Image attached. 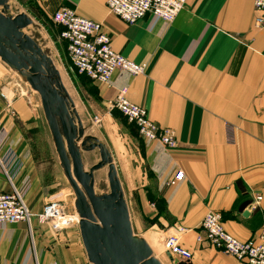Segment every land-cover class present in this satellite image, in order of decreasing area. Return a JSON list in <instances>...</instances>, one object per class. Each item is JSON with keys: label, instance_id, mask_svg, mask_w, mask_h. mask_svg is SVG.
<instances>
[{"label": "crops", "instance_id": "0c3cea01", "mask_svg": "<svg viewBox=\"0 0 264 264\" xmlns=\"http://www.w3.org/2000/svg\"><path fill=\"white\" fill-rule=\"evenodd\" d=\"M22 3L44 19L64 7L75 10L102 24L117 53L147 66L138 77L116 72L108 85L87 80L105 125L114 130L108 143L124 194L160 202L153 209L161 217L151 229L172 234L185 229L181 242L193 253L190 264H244L196 239L204 237L201 223L209 212L220 213L225 231L240 241L258 237L264 226V200L256 203V196L264 198V28L255 27L254 0H187L173 23L147 16L131 26L110 14L107 0ZM6 67L0 60V88ZM123 90L153 122L175 133L176 148L144 140L126 119L122 124L113 117L111 103ZM25 105L13 104L15 125L8 104L0 102V133H7L1 152H13L20 162L15 184L29 180L26 202L37 215L40 207L31 193L36 178L24 158L35 152L29 144L35 135L25 130L32 117ZM9 190L0 172V191ZM0 264L90 263L79 226L56 231L32 222L0 227Z\"/></svg>", "mask_w": 264, "mask_h": 264}, {"label": "water", "instance_id": "95a60500", "mask_svg": "<svg viewBox=\"0 0 264 264\" xmlns=\"http://www.w3.org/2000/svg\"><path fill=\"white\" fill-rule=\"evenodd\" d=\"M0 0V60L17 72L41 100L64 176L75 195L79 230L90 264H162L148 242L134 233L129 207L112 155L86 129L52 58L25 31L34 22L26 14H8ZM100 161L85 168L84 153ZM108 168L110 192L97 194L95 173Z\"/></svg>", "mask_w": 264, "mask_h": 264}, {"label": "built area", "instance_id": "2783aa9c", "mask_svg": "<svg viewBox=\"0 0 264 264\" xmlns=\"http://www.w3.org/2000/svg\"><path fill=\"white\" fill-rule=\"evenodd\" d=\"M186 4L187 0H107L110 14L130 26L147 16L173 23L185 10ZM254 9L255 27L263 29L264 0H254ZM52 18L58 26L63 28L60 39L66 45L72 69L77 75L95 83L108 85L116 72H125L134 77L145 74L146 65L136 64L113 49L111 37L104 32L102 24L83 18L75 10L67 7L57 11ZM9 105L8 101V108ZM111 108L117 110L128 124L137 128L140 138L158 142L168 148L177 147L175 133L170 129L161 128L149 118L147 110L131 103L126 98V90L120 92L116 100L111 103ZM231 131V129L228 130L229 138L232 137ZM6 134L0 133V172L10 190L0 191V227L19 223L31 226L36 215L31 212L26 202L30 182L27 180L22 187L16 186L17 174L22 167L13 152L6 154L1 152L7 139ZM263 200V196H256L257 204ZM49 204L39 215L43 221H55L56 231L71 225L70 223L58 224L56 218L64 211L59 203ZM222 220L220 213H207L201 223L204 237L199 235L196 239L197 243H207L210 247L244 264H264V226L258 237L240 241L225 231ZM187 233L185 229L179 228L177 233L166 236L163 242L164 249L170 254L175 264H190L193 261V253L184 248L181 242Z\"/></svg>", "mask_w": 264, "mask_h": 264}, {"label": "rangeland", "instance_id": "374dc122", "mask_svg": "<svg viewBox=\"0 0 264 264\" xmlns=\"http://www.w3.org/2000/svg\"><path fill=\"white\" fill-rule=\"evenodd\" d=\"M22 4V0H10L11 8L8 14L17 16L24 13L33 20L34 24L25 33L35 39L45 53L52 58L61 74L65 88L76 106V110L86 129V134L99 139L111 152L109 146L111 147L112 145L108 143V138L109 140L111 139L110 134H114V130L111 126L105 125L106 122L103 121L102 115L97 110L98 106H96V101L91 98L96 92L94 86L87 80L75 75L67 55L66 45L60 39L63 28L58 26L53 21V18L44 19V16L42 18V15L34 14L27 6ZM6 68L8 69V67ZM8 71L9 73L4 77V85L0 88V102H6L8 104V101H10V107L8 108L10 110L9 114L14 120L13 123L15 125L19 122L17 108L15 109V106H13L15 102H24L26 104L25 111L32 116L26 122L25 130L28 134L35 135L32 138L33 142L29 141L30 147H34L35 152L26 153L24 158L27 157L26 163L27 161L30 163V170L36 178V185L31 191L35 206L40 207L39 213L41 212L42 214L44 209L50 205L49 203H59L65 214L63 213L60 218L56 219L58 224H63L62 218L65 217L69 219L70 224L78 226L76 222H78L77 219L79 217H77L78 214L75 209V195L63 174L58 157L55 155L56 152L45 121L40 97L17 72L10 69ZM111 114L115 118L118 117L117 119L123 124V119L125 118L117 110H111ZM22 130L24 131L23 127ZM32 157L33 159H31ZM83 158L87 170L100 161L98 151L84 153ZM95 181V186L99 187V195L110 192L108 168L96 172ZM125 199L129 207L130 216L132 213L133 219L131 218V221H134L132 222L134 233L148 242L153 250L154 256L162 264H168L166 261L167 257L164 254L167 251L164 249L163 242L166 236L172 233H160L159 231L151 229L161 217V211L157 213L158 209H153L154 205L157 207L160 202H153L151 200L147 202V206L145 201H136L131 198L128 191L125 193ZM41 214H37L33 218V224L39 223L54 226L55 221H43L39 217ZM139 215H141L143 226L137 222L138 219L140 220ZM73 221L74 223H72ZM65 223L67 222L65 221Z\"/></svg>", "mask_w": 264, "mask_h": 264}, {"label": "bare ground", "instance_id": "6f19581e", "mask_svg": "<svg viewBox=\"0 0 264 264\" xmlns=\"http://www.w3.org/2000/svg\"><path fill=\"white\" fill-rule=\"evenodd\" d=\"M75 107H76V106H75ZM95 184H96V181H95ZM95 189H96V193L98 194L99 187H98V186H95ZM53 214H55V213H53ZM61 215H63V212H61L60 214H58V217H57L56 219L60 218ZM78 217H79V216H78ZM62 219H63V221H64L63 224H65V221H66L67 223L70 222L68 218L63 217ZM203 219H204V218H203ZM60 220H61V219H60ZM61 221H62V220H61ZM77 221L79 222V219H77ZM202 221H203V220H202Z\"/></svg>", "mask_w": 264, "mask_h": 264}, {"label": "trees", "instance_id": "16d2710c", "mask_svg": "<svg viewBox=\"0 0 264 264\" xmlns=\"http://www.w3.org/2000/svg\"><path fill=\"white\" fill-rule=\"evenodd\" d=\"M75 73V75L76 76H78V77H80V78H83V79H85V80H88V81H90L88 78H86V77H83V76H79V75H77V73L76 72H74ZM90 82H92V81H90Z\"/></svg>", "mask_w": 264, "mask_h": 264}]
</instances>
